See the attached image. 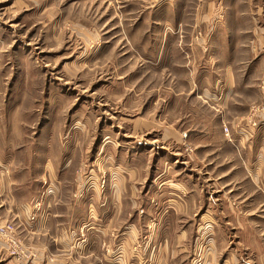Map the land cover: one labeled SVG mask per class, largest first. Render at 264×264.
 Wrapping results in <instances>:
<instances>
[{
	"label": "rangeland",
	"instance_id": "1",
	"mask_svg": "<svg viewBox=\"0 0 264 264\" xmlns=\"http://www.w3.org/2000/svg\"><path fill=\"white\" fill-rule=\"evenodd\" d=\"M263 68L264 0H0V264H101L88 241L48 238V202L123 199L145 223L135 250L188 226L198 212L174 208L183 188L169 187L201 163L222 189L211 201L229 220L240 203L264 252V221L249 215L257 203L264 216L252 177Z\"/></svg>",
	"mask_w": 264,
	"mask_h": 264
},
{
	"label": "crops",
	"instance_id": "2",
	"mask_svg": "<svg viewBox=\"0 0 264 264\" xmlns=\"http://www.w3.org/2000/svg\"><path fill=\"white\" fill-rule=\"evenodd\" d=\"M221 73L225 74L222 71L216 74L221 76ZM259 75L264 81V68ZM234 79L233 72L228 71V79L226 80L230 87L227 88L228 91L235 90L233 88ZM209 89L211 87H205L204 93ZM257 90L258 97L254 100L264 103V91L262 88ZM259 130L253 143L258 164L252 177L256 190L264 192V130ZM201 142L202 147L200 148L204 149L203 146L207 143ZM197 148L199 149V147ZM133 153L135 157L142 154L140 151H133ZM203 153L201 159L205 160ZM118 165L123 170L126 169L127 174L132 177L135 175L133 173L142 167V164H133L131 168L123 167L122 164ZM171 165L173 167V164ZM204 171L201 163L199 173L194 170L188 171L184 173L181 182H175L169 187L174 188L176 192L183 188V199L182 197L178 198L177 195L172 200L175 204L174 208L182 209L184 206L191 210L194 209L195 213L198 212L195 220L189 221L188 226L184 225L181 229L172 231L170 230L172 229L171 223H167L163 227L166 230L158 232L159 234L151 237L148 241L145 240L137 250L133 249V241L143 234L141 227L145 223L141 224L138 218L128 216L129 205L120 198L113 200L112 204L109 203L110 200L105 202L100 196L88 201L77 197L78 199H74L72 202H62L64 205L60 201L57 204L53 202L52 205L48 202V208L56 205V210L53 209V212L43 219L48 238H52L49 237V231L51 233V231L56 230L64 240L63 246L66 247L65 242L70 244V240L73 241L74 239L73 245L71 244L74 249L77 246L80 247L81 243L88 241L87 252L90 255L100 256L101 264H194L195 260L202 264H251V258H247V256L264 257L262 245L257 241L258 233H252L246 229L242 231L241 229L243 225H248L251 221L246 223L245 217L241 215L242 208L239 211L235 209V207L240 209V203L236 206L237 203L234 200H229L228 205L233 209L232 219L229 220L225 214V209L218 201L221 200V197L215 198V202L211 201L208 193L222 189L211 190V185L206 182L209 177L206 179L203 177L206 174ZM212 192L211 194H213ZM222 195L225 194L222 193ZM223 204L225 203L223 202ZM58 205L62 206L58 208ZM259 207L261 205L257 203L252 204L249 208V215L257 214L256 217L264 221L263 214H259L261 212ZM231 221L234 225L231 227L234 229L233 232L229 230ZM202 224H210L211 227L213 226V231L207 229L200 231L197 226ZM194 225L196 226L195 230L193 229ZM66 239L69 240L66 241ZM197 254L202 256L201 260ZM89 264H95L94 260H90Z\"/></svg>",
	"mask_w": 264,
	"mask_h": 264
},
{
	"label": "built area",
	"instance_id": "3",
	"mask_svg": "<svg viewBox=\"0 0 264 264\" xmlns=\"http://www.w3.org/2000/svg\"><path fill=\"white\" fill-rule=\"evenodd\" d=\"M12 227H13V226H10V229H13Z\"/></svg>",
	"mask_w": 264,
	"mask_h": 264
}]
</instances>
